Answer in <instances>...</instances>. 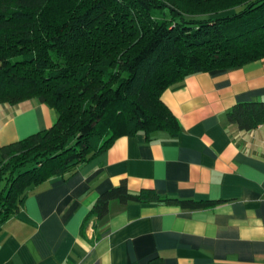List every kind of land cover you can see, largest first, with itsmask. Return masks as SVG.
<instances>
[{
  "label": "trees",
  "instance_id": "trees-1",
  "mask_svg": "<svg viewBox=\"0 0 264 264\" xmlns=\"http://www.w3.org/2000/svg\"><path fill=\"white\" fill-rule=\"evenodd\" d=\"M264 61V0H0V104L36 99L55 123L0 149V224L52 177L73 173L122 136L178 134L162 94L186 77ZM227 122L264 124V101L238 103ZM116 202H217L102 193L90 216L102 222ZM147 264H163L154 258Z\"/></svg>",
  "mask_w": 264,
  "mask_h": 264
},
{
  "label": "crops",
  "instance_id": "crops-1",
  "mask_svg": "<svg viewBox=\"0 0 264 264\" xmlns=\"http://www.w3.org/2000/svg\"><path fill=\"white\" fill-rule=\"evenodd\" d=\"M161 98L178 134L122 136L34 188L0 224V264H264V124L242 131L226 119L238 103L264 101V61L188 76ZM56 118L36 99L0 104V149ZM121 182L130 193L217 203L113 202L102 222L90 216Z\"/></svg>",
  "mask_w": 264,
  "mask_h": 264
}]
</instances>
